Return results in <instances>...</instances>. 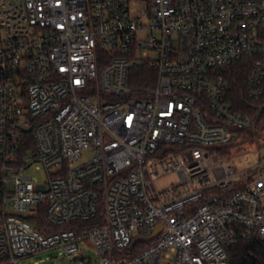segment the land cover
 <instances>
[{
	"label": "built area",
	"instance_id": "obj_1",
	"mask_svg": "<svg viewBox=\"0 0 264 264\" xmlns=\"http://www.w3.org/2000/svg\"><path fill=\"white\" fill-rule=\"evenodd\" d=\"M132 1L0 0V264L88 247L100 264H234L229 248L264 242V126L219 71L251 57L263 96L264 0ZM246 140L258 157L239 167Z\"/></svg>",
	"mask_w": 264,
	"mask_h": 264
},
{
	"label": "trees",
	"instance_id": "obj_2",
	"mask_svg": "<svg viewBox=\"0 0 264 264\" xmlns=\"http://www.w3.org/2000/svg\"><path fill=\"white\" fill-rule=\"evenodd\" d=\"M252 58L242 57L230 64L222 66L219 71L228 81L227 100L232 106L244 114H248L256 118V127L264 126V94L259 100H252L247 94V79L252 69ZM134 73L138 78L132 81V85L136 87L146 86L149 72L146 68L135 69ZM264 83V82H263ZM46 220L41 219L38 228L47 230ZM75 222H71L66 226H53L51 229L59 230L71 227ZM95 223V219L86 221L85 225L91 226ZM229 257L234 264H264V242L258 239L241 242L236 246H232L228 250Z\"/></svg>",
	"mask_w": 264,
	"mask_h": 264
},
{
	"label": "rangeland",
	"instance_id": "obj_3",
	"mask_svg": "<svg viewBox=\"0 0 264 264\" xmlns=\"http://www.w3.org/2000/svg\"><path fill=\"white\" fill-rule=\"evenodd\" d=\"M130 5H131L132 12L137 13V12H145L148 4L146 0H134L130 3ZM143 21L145 23H148L149 21L148 17L143 16ZM144 34H145L144 32L141 33V35H144ZM136 78H138V76H135V73H134L133 80H135ZM254 145H255V141L253 140H246L243 143L238 145V147L241 148L242 151H246V153H244L243 155L237 158V159L240 158L238 162L239 167H249L256 162L258 153L251 151L255 148ZM232 150L236 151L237 149L235 148ZM88 157H89V153L87 152L83 154V157L79 161H77L75 164H79L80 162H83ZM27 172L37 177L39 181L44 180V175L42 171H36L34 166L27 169ZM172 178L173 176L171 178L169 177L167 181H170ZM62 254H63L62 249H58V248L51 249V250L44 251L38 255L26 258L22 260L20 264H65L64 256ZM87 255H88V258L76 260V261H73V263L74 264H100L95 251L91 247L87 248Z\"/></svg>",
	"mask_w": 264,
	"mask_h": 264
},
{
	"label": "water",
	"instance_id": "obj_4",
	"mask_svg": "<svg viewBox=\"0 0 264 264\" xmlns=\"http://www.w3.org/2000/svg\"><path fill=\"white\" fill-rule=\"evenodd\" d=\"M255 121H256V118H255ZM154 235V234H153ZM153 235H151V237H149V238H152L153 237Z\"/></svg>",
	"mask_w": 264,
	"mask_h": 264
}]
</instances>
